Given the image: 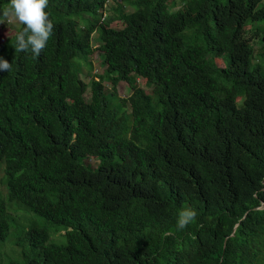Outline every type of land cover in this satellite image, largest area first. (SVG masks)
Instances as JSON below:
<instances>
[{
    "label": "trees",
    "instance_id": "1",
    "mask_svg": "<svg viewBox=\"0 0 264 264\" xmlns=\"http://www.w3.org/2000/svg\"><path fill=\"white\" fill-rule=\"evenodd\" d=\"M111 1L48 0L38 56L16 50L22 24L0 46L7 198L44 220L9 264H264L262 0ZM99 49L101 76L131 88L112 105L82 78ZM184 207L197 215L178 230ZM8 215L0 197V241Z\"/></svg>",
    "mask_w": 264,
    "mask_h": 264
},
{
    "label": "rangeland",
    "instance_id": "2",
    "mask_svg": "<svg viewBox=\"0 0 264 264\" xmlns=\"http://www.w3.org/2000/svg\"><path fill=\"white\" fill-rule=\"evenodd\" d=\"M190 1V0H188ZM225 1V0H221ZM180 2V0H167V6L169 8H172L174 6V3ZM123 5L124 10L129 9V4L127 2H123L122 0H112L108 3V6H114L117 8H120V5ZM261 4H264V0L261 1ZM2 7L5 8L7 6L0 5V19H2L1 10ZM107 15H111L112 12L107 8L106 10ZM54 18H61V19H67L68 14L65 13H56ZM115 25L121 26L122 21L121 20H115ZM21 24L16 21L14 18L9 19H3V23L0 24V46H3V43L6 42L13 34L15 29H17ZM94 43L100 44L99 38L97 33L94 35ZM260 42L256 41L254 45H259ZM255 55L253 56L252 60H254ZM93 64V73H103L106 64L103 62L102 58V50H97L96 53L93 56L92 59ZM106 85L108 88H111V84H113V81L108 76L106 79ZM117 86V94L122 98L121 96H128L131 92V88L129 84L126 82V80H120L116 83ZM144 86V84H143ZM146 89H149L148 87H145ZM116 100L112 101V104H115ZM86 160V159H83ZM86 163L91 168H95L97 164L99 163V160L95 157H89L86 160ZM0 197L2 199H5L7 211L9 213L10 218V230L7 238L5 240L0 241V264H9L11 260H15L18 262H22L24 260L23 252L30 251L31 245L28 243L26 239V230L29 226V224H37V225H43L44 220L40 218L38 215H36L32 210L27 208L22 203L15 201H9L7 198V190L4 184V171L3 166L0 164ZM58 226L50 225L48 226L49 230V239L50 242L55 243H62L64 241V236L62 234V230L58 229Z\"/></svg>",
    "mask_w": 264,
    "mask_h": 264
},
{
    "label": "clouds",
    "instance_id": "3",
    "mask_svg": "<svg viewBox=\"0 0 264 264\" xmlns=\"http://www.w3.org/2000/svg\"><path fill=\"white\" fill-rule=\"evenodd\" d=\"M47 6L48 0H9L7 7L2 10L1 14L3 18L0 19V24L3 23V19L14 18L20 24L24 25L22 30L17 32L15 37L17 51H30L33 55L38 56L44 50L49 38L53 34L54 29V24L49 18V14L45 11ZM99 41L102 43L101 39H99ZM94 45L99 46L100 44L94 43ZM11 68V63L5 58L0 57V71L8 72ZM95 74H87L82 78L87 82H89L92 78L101 80L107 89L108 96L110 97V105H112L113 100L122 101L123 98L127 97L121 96L122 98H120L117 94V86L116 84L114 86V82L111 84V88H108L105 83L108 76H101V74L105 75L104 72ZM111 80L113 81L112 78ZM148 88L149 89L145 88L146 91L150 90V87ZM196 215L197 213L194 209L184 207L178 213L177 229L183 230L186 228L195 220Z\"/></svg>",
    "mask_w": 264,
    "mask_h": 264
}]
</instances>
